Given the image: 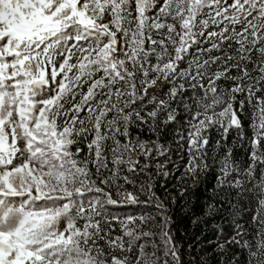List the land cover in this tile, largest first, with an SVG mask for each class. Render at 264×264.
<instances>
[{"label":"snow or ice","instance_id":"6c2138e0","mask_svg":"<svg viewBox=\"0 0 264 264\" xmlns=\"http://www.w3.org/2000/svg\"><path fill=\"white\" fill-rule=\"evenodd\" d=\"M0 264H264V0H0Z\"/></svg>","mask_w":264,"mask_h":264},{"label":"trees","instance_id":"16d2710c","mask_svg":"<svg viewBox=\"0 0 264 264\" xmlns=\"http://www.w3.org/2000/svg\"><path fill=\"white\" fill-rule=\"evenodd\" d=\"M168 159H169L170 162H171V161H175V160H177V158H176L175 156H169ZM160 163H164V161L161 160ZM175 175H179V173H175ZM180 231L182 232L183 229L181 228Z\"/></svg>","mask_w":264,"mask_h":264}]
</instances>
